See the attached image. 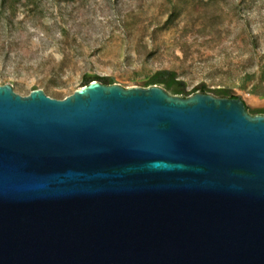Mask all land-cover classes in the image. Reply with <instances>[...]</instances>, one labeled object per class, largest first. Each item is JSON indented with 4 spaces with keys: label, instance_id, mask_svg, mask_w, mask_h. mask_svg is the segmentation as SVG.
<instances>
[{
    "label": "water",
    "instance_id": "obj_1",
    "mask_svg": "<svg viewBox=\"0 0 264 264\" xmlns=\"http://www.w3.org/2000/svg\"><path fill=\"white\" fill-rule=\"evenodd\" d=\"M0 264H264V113L158 84H0Z\"/></svg>",
    "mask_w": 264,
    "mask_h": 264
},
{
    "label": "rangeland",
    "instance_id": "obj_2",
    "mask_svg": "<svg viewBox=\"0 0 264 264\" xmlns=\"http://www.w3.org/2000/svg\"><path fill=\"white\" fill-rule=\"evenodd\" d=\"M196 3L42 0V17L11 24L0 6V84L11 82L22 95L37 85L53 97H65L89 75L144 87L152 71L175 67L177 81L169 92L189 95L203 84L216 95L221 90L224 96L240 95L251 113H264V97L237 86L258 69L261 56L264 61V0ZM174 8L180 12L178 27H188L185 38L176 39L181 32L176 27L152 38L150 31ZM64 26L68 36L62 34ZM157 43L160 52H155ZM157 84L166 88L165 81Z\"/></svg>",
    "mask_w": 264,
    "mask_h": 264
},
{
    "label": "trees",
    "instance_id": "obj_3",
    "mask_svg": "<svg viewBox=\"0 0 264 264\" xmlns=\"http://www.w3.org/2000/svg\"><path fill=\"white\" fill-rule=\"evenodd\" d=\"M42 0H0V6L4 10L7 15V19L9 20L10 24L14 22V20L19 19V22H27L28 20H33L40 18L44 15V10L41 7ZM205 0H197V6L203 4ZM180 18V12L177 8H174L169 16L164 20V22H159L155 25V27L150 31L151 37L155 39H159L160 36L164 35L166 30L170 27H176L175 29H181L179 35H174L176 39L182 40L185 38L188 30L186 25H183L179 28L177 25L178 19ZM146 29V28H145ZM68 29L64 26L62 27V34L63 36H68ZM155 52L162 51V47L160 44L157 43L155 46ZM152 51H154L152 49ZM176 68H165V69H158L152 71L149 77V84H157L160 81L166 82V89L172 86L177 80L178 71L176 73ZM92 79L100 80L104 83H112V79L110 77H100L96 75H89L86 76V83ZM5 83V80L1 82ZM85 84V83H84ZM237 86L246 92H251L253 95L258 97H264V61L263 56L259 59L258 62V69L255 72L250 74H245L241 81L237 83ZM197 89H201L202 92L208 91L203 84H198ZM73 91V90H72ZM180 93L178 90L175 91ZM221 96H224L225 92L223 90L219 91ZM175 94V93H173ZM188 96V95H183ZM63 98V97H58Z\"/></svg>",
    "mask_w": 264,
    "mask_h": 264
}]
</instances>
